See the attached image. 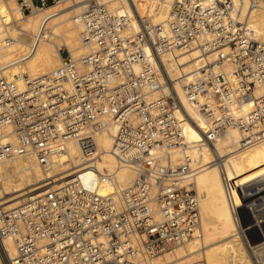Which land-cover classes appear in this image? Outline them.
I'll use <instances>...</instances> for the list:
<instances>
[{
    "label": "built area",
    "instance_id": "obj_1",
    "mask_svg": "<svg viewBox=\"0 0 264 264\" xmlns=\"http://www.w3.org/2000/svg\"><path fill=\"white\" fill-rule=\"evenodd\" d=\"M30 1L32 6L17 0L24 15L65 0ZM126 1L127 8L118 11L100 0L83 7L77 19L89 53L80 61L62 48L54 73L0 79V163L31 156L46 170L76 142L84 163L78 170L84 169L96 160L97 136L114 124L111 152L120 166L133 170L134 181L119 195H101L74 176L13 208L0 199V258L8 264H153L202 240L195 172L189 158L181 165L171 158L172 151L189 148L182 121L188 119L212 150L237 235L251 261L260 264L264 238L257 227H242L230 160L217 144L232 130L241 135L239 150L264 143V39L250 22L264 0H175L166 26L141 13L135 0ZM43 38L37 33L34 42ZM9 42L0 40V48ZM194 50L216 59L174 80L164 58L178 66V53ZM176 82L201 114L200 124L185 110ZM243 104L252 109L238 117L234 108Z\"/></svg>",
    "mask_w": 264,
    "mask_h": 264
},
{
    "label": "bare ground",
    "instance_id": "obj_2",
    "mask_svg": "<svg viewBox=\"0 0 264 264\" xmlns=\"http://www.w3.org/2000/svg\"><path fill=\"white\" fill-rule=\"evenodd\" d=\"M15 0H0V40L10 39V42L0 48V79L18 80L20 75L30 77L47 76L54 73L62 63L60 50L67 48L74 61H80L89 53L82 43V26L78 21L83 7L89 0H65L43 9L34 8L29 16L24 15ZM110 10L118 11L127 8L126 0H100ZM236 5H243L241 0H232ZM27 2L32 6L30 0ZM175 0H135L141 13H150L153 23L167 24ZM77 9V10H74ZM69 10H74L71 16ZM43 22H42V17ZM250 22L252 28L264 39V9L252 12ZM53 23V24H52ZM51 25V29L48 26ZM132 30L139 29L133 19ZM46 30V31H43ZM25 34L29 38L37 33H43L44 38L34 45L13 37V32ZM180 65L169 63L164 58L171 77L176 80L180 74L192 76L205 62H213L216 55L202 56L196 50L179 52ZM231 71V69H229ZM20 83V81H19ZM183 106L190 118L202 122V117L189 103L179 82L175 84ZM252 109L250 104L234 108L238 117L247 115ZM185 140L189 145L186 151L171 152L173 164L181 165L186 158L190 159V167L195 172L191 182L200 198L203 238L191 240L174 254H166L157 258L153 264H192L203 259L206 264H254L248 263L240 242H234L232 247L222 245L212 248L221 237L239 238L231 209L228 203L224 179L220 169L212 164V150L203 141L201 133L183 119ZM117 132L114 124L97 136L96 160L91 166H84L83 156L78 143L69 144L68 152L44 170L31 156L16 157L0 163L2 189L1 205L8 208L18 206L29 194L44 191L59 186L74 176H78L85 188L97 191L101 195H119L135 178L133 170L120 166L112 154L113 137ZM241 135L238 131L228 132L217 144L218 152L226 157L229 183L234 197L239 205L242 227L247 230L257 227L264 234V143L250 149L239 150ZM105 176L108 178H103ZM51 181L50 183H47ZM44 182L47 184L41 186ZM11 257L15 254L13 244H9ZM263 263L264 264V256ZM261 261V260H260ZM0 264H8L0 258Z\"/></svg>",
    "mask_w": 264,
    "mask_h": 264
},
{
    "label": "rangeland",
    "instance_id": "obj_3",
    "mask_svg": "<svg viewBox=\"0 0 264 264\" xmlns=\"http://www.w3.org/2000/svg\"><path fill=\"white\" fill-rule=\"evenodd\" d=\"M15 2V4L17 5V0H15L14 1ZM56 5V4H55ZM18 6V5H17ZM50 6H52V5H50ZM74 10H77V9H74ZM73 10V11H74ZM72 10H69V12L71 13V16L72 17H74V14H72V12H73ZM27 16H29V15H27ZM43 18H44V16L42 17V22L44 21L43 20ZM53 24V23H52ZM52 27H51V25H49L48 26V29L50 30ZM13 37L14 38H16V39H18V40H20L21 42L23 41H26L28 44L30 43V45H34L36 42H34V37H31V38H29L27 35H25V34H20V33H18L17 31H14L13 32ZM63 48V47H62ZM65 48V47H64ZM66 50H67V48H65ZM104 132V131H103ZM72 179V178H71ZM130 186V185H129ZM261 235H262V232H261ZM263 236V238H264V234L262 235ZM235 240L236 241H238V242H240V244H241V247H242V249L244 250V252H245V254H246V257H247V262L248 263H253L252 261H251V259H250V257H249V255H248V253H247V251H246V248H245V245H244V243H243V241L240 239V238H233V237H231V236H224V237H221V238H219L215 243H214V245L212 246V248H218V247H220L221 245H222V247L223 246H226V247H232L233 246V244H234V242H235ZM224 248V247H223ZM259 257V259L261 260L260 261V263H263L262 261H263V256H258ZM156 260V259H155ZM154 260V261H155Z\"/></svg>",
    "mask_w": 264,
    "mask_h": 264
}]
</instances>
